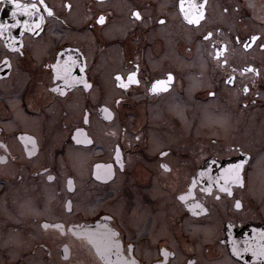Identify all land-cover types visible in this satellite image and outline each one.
I'll return each mask as SVG.
<instances>
[{"label":"flooded vegetation","instance_id":"1","mask_svg":"<svg viewBox=\"0 0 264 264\" xmlns=\"http://www.w3.org/2000/svg\"><path fill=\"white\" fill-rule=\"evenodd\" d=\"M10 232L45 264H264V0H0Z\"/></svg>","mask_w":264,"mask_h":264},{"label":"rangeland","instance_id":"2","mask_svg":"<svg viewBox=\"0 0 264 264\" xmlns=\"http://www.w3.org/2000/svg\"><path fill=\"white\" fill-rule=\"evenodd\" d=\"M82 37V36H81ZM201 83L206 84L205 81H201ZM204 86V85H202ZM30 211H33L31 213H35V208H30ZM36 213H38L36 211ZM9 238L15 239L16 244L10 245L9 241H7V244L1 245V251L6 252L4 257V264H21L22 259L23 260H31L32 264H45L43 257L46 255V248L45 246L37 247L36 253H31L29 256L26 255L29 248H32L34 246L24 244L22 236L17 232H10ZM36 248V247H35ZM50 249H53V247H48ZM82 252H79L78 256H80Z\"/></svg>","mask_w":264,"mask_h":264},{"label":"snow or ice","instance_id":"3","mask_svg":"<svg viewBox=\"0 0 264 264\" xmlns=\"http://www.w3.org/2000/svg\"><path fill=\"white\" fill-rule=\"evenodd\" d=\"M133 15H134L135 17L139 18V12H134ZM103 21H104V17L101 16V17H100V22L103 23ZM197 22H198V21H197ZM209 36H211V33H209ZM251 39L255 40L256 38H255V37H252ZM249 46H250V45H249ZM134 75H135V74H131V75H130V79H132V77H133ZM117 79L119 80L120 78L117 77ZM169 79H171V77H169ZM86 86H87V85H86ZM245 90H247V89H245ZM109 118H110V117H109ZM161 155L164 156V155H166V153H161ZM161 167L166 168L167 166H166V165H161ZM49 179H51V177H49ZM182 198H183V197H182ZM239 206H240V205H239V202H237V207H239ZM165 255L167 256L168 254L165 253Z\"/></svg>","mask_w":264,"mask_h":264}]
</instances>
